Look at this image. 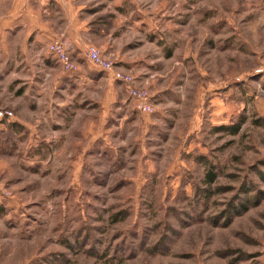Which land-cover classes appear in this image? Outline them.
Instances as JSON below:
<instances>
[{"label":"rangeland","instance_id":"rangeland-1","mask_svg":"<svg viewBox=\"0 0 264 264\" xmlns=\"http://www.w3.org/2000/svg\"><path fill=\"white\" fill-rule=\"evenodd\" d=\"M98 3L131 45L125 67L99 50L154 112L113 72L80 87L92 70L49 52L71 81L52 89L1 46L0 264H264V0ZM239 78L242 105L218 110Z\"/></svg>","mask_w":264,"mask_h":264},{"label":"crops","instance_id":"crops-1","mask_svg":"<svg viewBox=\"0 0 264 264\" xmlns=\"http://www.w3.org/2000/svg\"><path fill=\"white\" fill-rule=\"evenodd\" d=\"M99 1L100 0H0V56L3 55L1 46L22 47L21 51L24 61L29 63V68L31 72L33 71V77L37 76L40 79H44L52 89H67V84L71 83V81L66 80L68 75H66L65 72H60L57 75L56 69L50 65V60L53 62L52 60L54 59L49 55L48 47L55 40H62L65 42L72 59L76 61L81 68L82 65H86L93 71L90 72L82 69L84 70L83 73L81 72L82 70L79 69V75H77L81 79V81H78V86L80 87L82 85L86 86L87 84L92 85L93 80L95 83L96 74L102 72L86 57L88 47L94 46L96 48L98 47V49H102V39L98 37H104L105 45L109 46L111 50V53H108L107 56L122 58L120 60V62L123 63L121 67H125V52L123 53L122 51L124 48H131V45L125 43V46L121 47L117 40L118 35H115L113 27L106 33V30L97 25V22H95L97 14H103L101 9L100 11L97 9L100 5L98 3ZM103 5L104 3L101 4L100 7ZM106 7H111L112 10L108 13H113L114 15L118 13V15L124 16V12L128 11L126 7L119 5V3L118 5H107ZM139 18L142 19L141 16ZM133 19L135 18H132V23L129 21V26L134 25L140 28V26L143 25V21ZM144 26H150L154 30V24L151 23L150 20H144ZM140 29L141 31L143 30L142 27ZM9 52L11 55L15 53V51L11 49H9ZM1 61L2 57L0 58V62ZM35 64L40 67V70H38L40 72L36 75L34 74ZM81 73L82 75H80ZM261 73H264V70L256 74ZM77 75H73V77ZM240 82V78L232 81L234 89H226L224 86V88L219 87L218 89H213L212 96L211 93L208 94L213 101H216L215 104H217L218 110L226 109L227 105V107H229V103L236 104L238 102L237 104L242 105V101L240 100H242L243 89H235L239 86ZM115 84L116 83L111 80L108 89H113ZM122 86L124 87V85ZM125 91H127V89H125ZM251 91H253V89H249L250 97L253 95ZM213 107L216 108V105Z\"/></svg>","mask_w":264,"mask_h":264},{"label":"built area","instance_id":"built-area-1","mask_svg":"<svg viewBox=\"0 0 264 264\" xmlns=\"http://www.w3.org/2000/svg\"><path fill=\"white\" fill-rule=\"evenodd\" d=\"M48 51L52 54V56L56 58L57 61L63 63L68 67H72L70 64L72 61V57L64 41L62 40L53 41L49 45ZM86 57L100 71L106 73L113 72L111 77L114 81L126 85V89L130 94V96L132 97L134 108L136 109L137 112L146 115H150L154 112L153 106L150 102V98L147 95V93L142 90L135 89L132 86L133 80L128 75L118 71H113L112 63H110L108 60H106L103 57L101 51L98 48L94 46L88 47L86 52ZM7 114L11 116V113L9 112H7Z\"/></svg>","mask_w":264,"mask_h":264},{"label":"trees","instance_id":"trees-1","mask_svg":"<svg viewBox=\"0 0 264 264\" xmlns=\"http://www.w3.org/2000/svg\"><path fill=\"white\" fill-rule=\"evenodd\" d=\"M209 179L211 180L212 179V176H210Z\"/></svg>","mask_w":264,"mask_h":264}]
</instances>
